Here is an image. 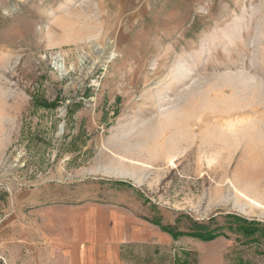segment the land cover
I'll return each mask as SVG.
<instances>
[{
	"label": "rangeland",
	"instance_id": "rangeland-1",
	"mask_svg": "<svg viewBox=\"0 0 264 264\" xmlns=\"http://www.w3.org/2000/svg\"><path fill=\"white\" fill-rule=\"evenodd\" d=\"M77 206L170 237L116 264H264V0H0V264Z\"/></svg>",
	"mask_w": 264,
	"mask_h": 264
},
{
	"label": "crops",
	"instance_id": "crops-1",
	"mask_svg": "<svg viewBox=\"0 0 264 264\" xmlns=\"http://www.w3.org/2000/svg\"><path fill=\"white\" fill-rule=\"evenodd\" d=\"M72 208L56 218L62 222L61 229L51 230L45 237L66 264H116L122 244L170 240L131 213L95 206ZM7 235V225L0 216V256L5 252Z\"/></svg>",
	"mask_w": 264,
	"mask_h": 264
},
{
	"label": "trees",
	"instance_id": "trees-1",
	"mask_svg": "<svg viewBox=\"0 0 264 264\" xmlns=\"http://www.w3.org/2000/svg\"><path fill=\"white\" fill-rule=\"evenodd\" d=\"M165 232L167 231L166 229H163ZM174 237H176V235L174 234Z\"/></svg>",
	"mask_w": 264,
	"mask_h": 264
}]
</instances>
